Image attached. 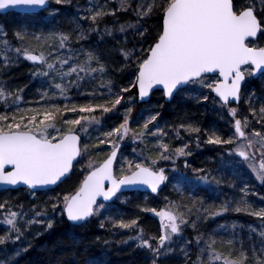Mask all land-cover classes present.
<instances>
[{
	"label": "snow or ice",
	"instance_id": "1",
	"mask_svg": "<svg viewBox=\"0 0 264 264\" xmlns=\"http://www.w3.org/2000/svg\"><path fill=\"white\" fill-rule=\"evenodd\" d=\"M54 2L60 5L65 0ZM51 3L52 0H0V10L19 9L24 13L49 11ZM133 3L134 0H119V8L116 11L131 10L138 20L157 12L162 16V29L146 50L143 47L139 52L135 49H119L125 67L135 63V81L132 87L138 89L139 98L143 100L154 86H161L163 95L168 99L180 91H193L190 86H198L195 90H200L199 99L202 103L211 99L220 108H227L228 115L234 121V131L228 139H223L212 131L207 134L205 142L210 145L232 146L229 155L240 157L238 162L247 164L256 179L264 183V131H247L252 127L253 121L264 128V106L257 111L252 106L253 97L250 96L245 102L249 104L251 119L248 116L237 118L238 107L231 106L233 101L239 105L246 78L264 77V47L250 46L249 39L257 37L258 33L264 35V18L258 19L254 8L250 6H241L238 10L235 0H140L136 7L132 8ZM87 11L91 15L81 19L91 21L89 31L92 32L98 30V25L106 16L116 14L107 11V3L94 5ZM54 14L55 10L49 11L50 16ZM139 27V23L121 25L119 31L124 33L126 28H135L139 32ZM105 32L107 35H114L110 29H105ZM139 34L141 37L145 35L144 32ZM4 35L6 36V33ZM14 36L21 45L31 38L37 42V47L13 48L7 39L0 41V52L3 53L0 70L10 67L23 55L25 60L34 65L33 77L46 78L42 83H46L47 87L40 92V100L31 102L34 106L21 107L23 89L8 91L0 84V185L23 184L29 190H35L38 186L58 185L71 174L74 161L79 163L78 158L82 159L87 155L88 171L79 186L74 192L63 195L62 200L59 197L54 198L51 205L53 214L59 210L61 217H66L68 222L83 226L92 217L103 214L101 210L107 208L106 202L121 200L125 188L145 186L152 193H158L160 186L169 179L163 168L156 167L158 160L175 162L174 157L191 155L187 143L173 148L163 141V137L168 134L155 123L159 113L149 114L138 129L130 127L133 108L125 106L123 93L131 89L124 87L120 92H115L112 80L104 79L108 71L100 56L91 49H73L71 34L53 32L35 35L28 33L26 29H18ZM81 39H85L82 31L77 33V40ZM49 41L56 43L50 44ZM61 49L66 51L61 52ZM9 53H14V56ZM81 55L83 59L80 58ZM92 81H98L99 86L90 91H80L85 83ZM71 89H76L77 94L85 97L87 102L73 103L68 96ZM203 89H207V93L202 91ZM61 100L65 102L61 103ZM131 103L130 99L128 104ZM120 107H124L122 122L111 130L101 132L99 136H93L92 132H99L103 127L105 114L119 112ZM180 129L189 135L199 134L201 131L195 124L181 123L173 128L176 139H182ZM129 135L134 143L139 141L146 146L147 137H155L154 148L158 156L152 159L144 156L142 151L137 153L142 159L129 160L125 157L121 174L117 176L113 165L117 160L120 141H124ZM84 137L94 140L95 143L90 145L84 142ZM105 144L111 147L106 158L92 160V151ZM135 151L134 148L133 152ZM257 152L260 154L258 167L255 162ZM185 167H189L187 161ZM193 171L201 173L205 170ZM199 179L207 182L208 176L200 175ZM176 190L180 192L179 188ZM241 191L247 195L245 189ZM165 199L167 200V197ZM125 202L127 201L121 200V203ZM195 203L194 201V207ZM200 205L203 207V201H200ZM180 207L177 202L169 201L160 210L141 209L160 218L158 237H146L143 229H139L136 219H116L110 216L106 221H101L100 227L104 228L107 222L112 228L135 231L136 234L129 239L138 241L137 247L147 249L153 257H159L171 251L169 244L174 236L181 234L182 226L191 224L194 229L197 226L196 221L190 222L184 212L178 211ZM230 208V202H226L219 206L217 211H211L209 208H204L203 211L208 215L218 216ZM0 210H4L3 223L8 226V234L0 236V245H5L13 232L16 234V240L21 239L25 231L34 224L46 222L47 229L54 226L53 217H48L46 212L33 209L34 216L23 220V226H20L21 219L26 215L24 212L13 211L7 201L0 203ZM231 210L259 217L264 226V208L254 210L241 198ZM196 211L199 213L200 208ZM191 213L192 209L188 208V214ZM202 218L208 217L197 215L198 220ZM259 235L264 238V232ZM152 241H156L155 247ZM201 243L204 247L200 248V255L197 256L199 264H264V243L259 249L253 245L250 255L241 244L238 256H234L233 239L222 241L228 247L227 254L216 251L215 239L205 241L201 235L196 238L197 247H200ZM20 251L27 249L17 251V256ZM182 251L187 255L185 249ZM204 254L207 255V260L203 259ZM10 259L11 257H8L3 264H7ZM152 264H157L156 259H153Z\"/></svg>",
	"mask_w": 264,
	"mask_h": 264
},
{
	"label": "trees",
	"instance_id": "2",
	"mask_svg": "<svg viewBox=\"0 0 264 264\" xmlns=\"http://www.w3.org/2000/svg\"><path fill=\"white\" fill-rule=\"evenodd\" d=\"M97 4L104 5L107 3V11L116 12L115 15H108L98 25V30L95 32L89 31L91 24L90 20L81 19L84 16H90L91 13L87 11V0H65L60 5L55 4L54 0L49 6V11L55 10L54 15H49V11H41L33 15H20L16 13H8L0 15V38L3 36L11 42L15 48L18 41L14 33L18 29H26L30 34H44L49 33H68L71 34V47L76 50L83 49L84 51L93 50L97 53L102 62L107 66L108 74L104 79L112 80L114 84V91L120 92L121 88L128 87L131 91L123 93L125 97V106H131L132 122L130 127L138 129L144 123V119L149 114L159 113L155 123L168 134L166 137L173 139L172 147H180L187 143L191 150V155L187 157H174L173 160H161L157 162L156 167L163 168L168 180L165 181L162 191L157 195L142 194L132 192L124 194L121 198L127 199V204H119L118 201L111 203V206L118 208H126L124 210L131 211L136 214L131 219H136L139 229H143L146 237L160 235V222L152 216L150 212L141 211L142 208H164L163 197L177 199L187 209L191 208L192 213L189 221H196V228L191 224L182 228L179 236H174L173 241L169 244L171 251L168 254H162L159 257H153L147 249L137 247L138 241L129 239L135 235V231L112 228L110 224L105 223V227L101 228L100 223L103 220L98 216L92 217L90 221L83 226L70 225L65 217H61L59 210L53 214L52 203L54 198L59 197L62 200L63 195L75 191L79 186L80 181L87 174L77 173L79 163H76L70 176L55 189L45 192L32 193L28 190H13L0 192V203L7 201L13 211L23 212L25 209L37 208L44 211L53 217L54 226L52 229H47L46 224L37 228L35 231L27 229L25 234L32 236L30 243L25 246L23 237L16 240V234L10 233L11 239L6 241L5 245H0V264H3L8 257L5 256L9 250H17L26 248L27 251H20V254L10 256L11 259L7 264H152L153 259H156L157 264H199L197 256L200 255V247H197L196 238L203 236V239L214 238L217 243L215 249L224 254L228 253V247L222 243L233 239L235 241L234 256H238L241 250H247L246 226L260 223L256 222L254 216L244 212H225L218 216L208 215V213L201 215L197 213L196 209L201 207L200 201H203V209L207 206L213 205L214 201H220V197L232 193L234 182L233 174L235 171L231 167L226 168L229 160H240V157L229 155V149L232 146L228 145H210L205 141L208 138L207 134L215 131L223 139H228L232 135V117L228 115L227 108H220L218 104H214L210 99L207 102H201L198 95L192 97L181 96L180 91L177 93L172 101L165 103L162 93H154L149 102L146 104H138L136 98V89L132 87L135 81V63L129 64L125 67L123 56L120 54V48L127 50L135 49L139 52L143 47L145 50L152 44L161 30L162 16L160 13H155L150 17L138 20L134 12L116 11L119 8L118 0H94ZM251 0L250 2H252ZM264 1V0H263ZM140 0H134L132 8H135ZM250 2L244 0H237L235 3L238 10L241 6H249ZM259 17V13H256ZM139 23V32H144V37H141L135 28H126V32L119 31L121 25H137ZM95 27V26H94ZM105 29L113 31L114 35H107ZM83 32L85 39L77 40V33ZM6 33V36L4 35ZM261 37V35L259 36ZM257 47H264L261 44V38L254 43ZM25 47L33 48L35 41L31 38L25 40ZM61 52L66 51L61 49ZM14 56V53H9ZM83 59V56H80ZM3 60V53L0 52V63ZM95 66V65H93ZM35 70L34 65L26 61L22 55L19 60L6 69L0 70V84L4 85L8 91H15L23 89L21 93L23 101L21 107L31 105V102L40 100V92L47 87L46 83H42L46 78L33 77L32 72ZM98 81L85 83L80 91H90L94 87H98ZM106 91L107 89H100ZM207 93V89H203ZM247 94L253 97L252 106L259 111L261 106H264V77L257 79L247 78L245 86L242 89V98L238 107L239 115L237 117L248 116L251 119L249 111V104L246 103L249 98ZM73 103H86V98L79 96L76 89H71L68 93ZM132 100L129 105L128 101ZM244 100V101H243ZM65 101L61 100V103ZM31 106H34L33 104ZM30 106V107H31ZM119 107V106H118ZM2 110V109H0ZM124 107L119 108V112L105 114L104 125L100 129L101 132L108 131L112 127L118 126L123 120ZM71 115V114H69ZM141 116V117H140ZM140 117V118H139ZM113 119V124L111 120ZM181 123L195 124L200 128V133H193L189 135L183 129H180L182 139H176L173 128L179 126ZM151 127V126H150ZM110 128V129H109ZM253 130L264 131L261 125L252 122V127L247 131L250 133ZM232 131V132H231ZM83 136V134H81ZM199 135V139H197ZM224 135V136H223ZM247 143V141H244ZM153 144V143H152ZM120 148L118 153L123 154L127 149L133 151L135 148L137 153L143 151V155L147 156L149 152L148 142L147 146L139 141L133 142L131 136L124 141H120ZM258 153V152H257ZM118 154V155H119ZM256 165L259 166L260 154H257ZM118 157V156H117ZM142 159L143 157H138ZM189 167H185V162ZM116 162V161H115ZM232 163V162H231ZM244 163L234 164V169L242 170L241 187L246 186L245 193L240 196L248 200L250 203H257L256 206L264 208V183L256 179L252 171L245 169ZM231 168V169H230ZM194 169H204V172L196 173ZM227 169V170H226ZM226 170V171H225ZM232 172V173H231ZM208 176V181L204 182L199 179L200 175ZM172 177L183 178L190 183L193 188L190 191L180 193L182 195H175L170 192L168 182ZM232 179V180H231ZM216 181H219L217 183ZM240 187V188H241ZM143 197H146L145 204ZM195 207L193 206V202ZM259 201V202H258ZM138 208V205H142ZM23 206L22 208L20 206ZM155 205V207L150 206ZM217 205H219L217 203ZM256 208V207H255ZM260 208V207H259ZM218 208L214 209L217 211ZM121 214H123L121 212ZM5 212L0 210V236L7 233L8 226L3 223ZM124 215V214H123ZM133 215V214H132ZM197 215L201 217L207 216V219H197ZM119 219L117 211H111L108 217ZM126 220H131L124 215ZM103 221H106L104 218ZM231 226L229 230L231 233L224 230V226L228 224ZM20 226L21 222H20ZM235 226V227H234ZM137 229V230H139ZM39 233V235H37ZM127 241V243H125ZM188 242H191L190 244ZM153 247L156 241H152ZM25 246V247H24ZM182 249L187 251V255L183 256L180 252ZM172 252V253H171ZM203 259L207 260V255L204 254Z\"/></svg>",
	"mask_w": 264,
	"mask_h": 264
},
{
	"label": "rangeland",
	"instance_id": "3",
	"mask_svg": "<svg viewBox=\"0 0 264 264\" xmlns=\"http://www.w3.org/2000/svg\"><path fill=\"white\" fill-rule=\"evenodd\" d=\"M119 1V0H118ZM247 3V1H245ZM250 2V1H249ZM87 9L89 8H92L94 5H97V1H94V0H87ZM250 7H253L254 8V11L256 13H259V17L258 19L260 18H264V1L263 0H253L252 2H250L249 4ZM260 36V35H259ZM258 38H261V44L264 46V35H261V37H258ZM4 40L3 36H1L0 38V41ZM35 41V40H34ZM50 44H53V43H56V41H49ZM255 43V42H254ZM254 43H251L250 46H253V47H257L256 44ZM25 47L24 45H21V43L17 42L16 45H15V48L16 47ZM35 46L37 47V42L35 41ZM0 47H2V45H0ZM28 47V46H27ZM29 48V47H28ZM13 54V53H12ZM23 57V55H22ZM248 78H251V77H248ZM245 86V85H244ZM192 87L194 90L193 91H186V92H181V96H184V97H188L189 95H191L192 97L198 95L199 91L200 90H195V89H198V86H190ZM248 97H250V94L248 95ZM244 101V100H243ZM32 105V103H31ZM31 105H27V107H30ZM232 106V105H231ZM239 111V109H238ZM141 117V116H140ZM139 117V118H140ZM148 117V116H147ZM241 117V116H240ZM240 117H237V118H240ZM233 120V119H232ZM111 123L113 124V119L111 120ZM234 123V121H233ZM233 123H232V126H233ZM110 129V128H109ZM111 130V129H110ZM155 130V129H153ZM102 131V130H101ZM101 131L99 132H92L91 134L93 136H99ZM232 131H234L233 127H232ZM231 131V132H232ZM233 134V132H232ZM224 136V135H223ZM155 140L156 138L155 137H152V136H148L147 137V142H148V148H149V152H148V157H151L152 159H156L157 156H158V152L155 150L154 148V144H155ZM163 141L166 142V143H169L171 146L174 142L173 139H168L166 136L163 137ZM84 142H87L88 144H93L95 143L94 140H90L88 139L87 137H84ZM153 143V144H152ZM111 151V147L107 144L105 145H100L98 149H95L92 151L91 153V159L92 160H103L104 158H106L107 154ZM97 153H99V155H97ZM119 154V153H118ZM259 153H256L255 155H257ZM128 158L129 160H139L138 157L135 156V154L133 153V151H131L130 149H127L125 151V153L123 154H119L118 157H117V160L115 162V165H114V171H115V174L117 176H119L121 174L120 170H121V167H122V161H123V158ZM257 157V156H256ZM79 164H78V167H77V173H79L80 175L83 174V173H86V171H88L87 169V164H88V161H89V156L85 155L82 159L79 158ZM161 160H158L157 162H159ZM232 162V163H231ZM240 164L238 162V160H229V163L226 164V168L229 169V167H231L233 169V171H235L233 174V182H234V189L232 191V193H229L227 194L226 196H222L220 197V201H216L219 205H217V203H215V201L213 202L214 204L211 205V206H207L206 208H209L211 211H214V209L218 208L219 206L225 204L226 202H230L231 204V208H235L237 206V202L241 200V197L240 194L243 193L241 191V189H245L246 186H243L241 187V182H242V175H243V171L242 170H236L234 169V164ZM123 167H127V165H123ZM245 169L249 170V171H252L247 164H245L243 166ZM230 168V169H231ZM226 169V170H227ZM225 170V171H226ZM232 180V179H231ZM168 185H169V190L170 192H173L175 195H179L180 193H184L185 191H190L191 189H193L191 186H190V183L186 182L183 178H179V177H172L169 182H168ZM241 187V188H240ZM177 188L180 189V192H177ZM181 195V194H180ZM165 197L167 196H164L163 198V202L164 203H168L169 201H175L177 202L178 204L181 205V207L178 209V211H181V212H184L185 213V216L186 218L189 220V218L191 217V214H188V209L186 207H184L183 204H181L179 201H177V199H173V198H168L167 197V200L165 199ZM145 199L146 197H143V202L145 204ZM245 199V198H243ZM121 200H126V198H121ZM121 200H116L119 202V204H127V202L125 203H121ZM248 202V204L254 209V210H259V209H262L263 207L262 206H256L257 203H250L248 200H246ZM259 202V201H258ZM111 204V203H110ZM110 204H107V208L106 209H102V215H98L99 218H102L104 220V218H108V215L110 214L111 211H114L116 210L117 211V216L119 218L123 217L124 218V215L126 217H129L130 219L133 218L136 214H134L133 212L131 211H126L124 209H126L125 207L122 209V208H118L116 206H111ZM144 204L142 205H138V208H142L141 206H144ZM165 204V205H166ZM150 206H153L155 207V205H150ZM256 207V208H255ZM151 208V207H150ZM156 208V207H155ZM200 208V214L201 215H204L206 214L204 211H203V208L202 207H199ZM230 208L229 212H235V211H232ZM33 209H35V211H42L41 209H37V208H30V209H25L23 212L26 214L22 219H21V225L23 226V220H26L32 216H34L35 212L33 211ZM162 209V207H159V209L157 210H160ZM47 210L44 209V211L42 212H46ZM121 212L124 214H121ZM228 212V211H227ZM152 214V216H154L159 222H160V218L158 216H156L154 213L150 212ZM225 213V212H224ZM133 214V215H132ZM48 217H51V215H48ZM253 216V215H251ZM255 218H258L256 219L255 221L256 222H259V220L261 218L259 217H256L254 216ZM46 224V222H45ZM43 224H34L32 225L30 228L31 232H32V229L35 231L37 228H39L40 226H42ZM186 226H182V228H184ZM229 228H231V226L228 224H226L224 226V230H227V232L231 233V231L229 230ZM252 229H255V231H252ZM245 231L247 232L246 233V238H247V250L249 252V255L251 254V248L253 245L256 246L257 249L260 248L261 244L264 243V238H261L259 233L260 232H264V226H262V224L258 223V224H255V225H249V226H246L245 228ZM32 236L26 234L23 236V240H24V245L27 246L29 243H30V240H31ZM211 239H214V238H211ZM205 241H209L208 239H204ZM203 244V243H201ZM24 246V247H25ZM216 246V245H215ZM214 246V247H215ZM204 247V244L203 246ZM18 251L17 250H9L6 252L5 256L6 257H10V256H13V255H16V252ZM170 251L167 252V254L169 253ZM14 253V254H13ZM172 253V252H171ZM181 254H183V256H185V252L182 251L180 252ZM13 254V255H12Z\"/></svg>",
	"mask_w": 264,
	"mask_h": 264
},
{
	"label": "water",
	"instance_id": "4",
	"mask_svg": "<svg viewBox=\"0 0 264 264\" xmlns=\"http://www.w3.org/2000/svg\"><path fill=\"white\" fill-rule=\"evenodd\" d=\"M237 0H235V2H236ZM244 1H250V0H244ZM42 10H36V11H34V12H31V13H24V12H21L19 9H15V10H13V9H9V10H0V15H4V14H8V13H16V14H20V15H33V14H37L38 12H41ZM161 29H162V22H161ZM259 33H258V35H257V37H253V38H249L250 39V41L251 42H255L256 40H257V38L259 37ZM30 62V61H29ZM31 64H32V62H30ZM209 75H211V74H209ZM259 76H257V77H252V79H257ZM244 84H245V82H244ZM244 86V85H243ZM136 89V98H137V103L138 104H146V103H148L149 102V100H150V98H151V96L154 94V93H156V92H160V93H162V96H163V99H164V102L165 103H169L170 101H172V99L174 98H171V99H168V98H166L164 95H163V89H162V87L161 86H154L153 87V89H151L150 90V93H149V95L148 96H146V97H144V99L143 100H141L140 98H139V95H138V89L137 88H135ZM176 95V94H175ZM174 95V96H175ZM214 95V94H213ZM231 105H233V106H236L237 105V103L235 102V101H233L232 102V104ZM75 164H76V162L74 161V166H75ZM114 164H115V162H114ZM113 167H114V165H113ZM74 168V167H73ZM73 170V169H72ZM71 173H72V171H71ZM70 176V175H69ZM68 176V177H69ZM67 177V178H68ZM67 178H65L64 180H63V182L67 179ZM62 182V183H63ZM62 183H59L58 185H54V186H43V187H40V186H38L35 190H29L28 188H27V186L26 185H23V184H18V185H15V186H11V185H0V192H3V191H13V190H28L29 192H34V193H36V192H45V191H50V190H53V189H55L57 186H59L60 184H62ZM163 186H164V184H162L161 186H160V190L158 191V193H160L161 191H162V189H163ZM132 192H139V193H147V194H149V195H157L158 193H152L151 192V190L150 189H147L145 186H136V187H134V188H131V189H129V188H125L124 189V194H127V193H132ZM107 204H110L111 202H106ZM65 219H66V217H65ZM66 221H67V219H66ZM68 222V221H67ZM70 225H72V226H80V225H73L71 222H68Z\"/></svg>",
	"mask_w": 264,
	"mask_h": 264
}]
</instances>
